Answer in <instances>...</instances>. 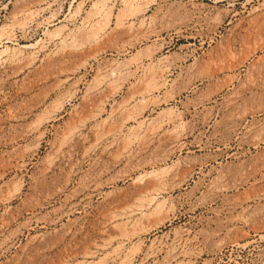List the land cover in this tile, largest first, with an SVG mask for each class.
I'll return each instance as SVG.
<instances>
[{
	"label": "rangeland",
	"instance_id": "rangeland-1",
	"mask_svg": "<svg viewBox=\"0 0 264 264\" xmlns=\"http://www.w3.org/2000/svg\"><path fill=\"white\" fill-rule=\"evenodd\" d=\"M130 255L264 264V0H0V264Z\"/></svg>",
	"mask_w": 264,
	"mask_h": 264
},
{
	"label": "bare ground",
	"instance_id": "bare-ground-1",
	"mask_svg": "<svg viewBox=\"0 0 264 264\" xmlns=\"http://www.w3.org/2000/svg\"><path fill=\"white\" fill-rule=\"evenodd\" d=\"M97 133V132H96ZM110 134V133H109ZM113 134V133H112ZM114 134H116V133H114ZM107 135H105V134H101L100 133V135L98 136V138H97V140L100 142V140H103V138H105ZM96 137V136H95ZM106 139V138H105ZM140 178H142L143 179V177H140ZM156 183H158V181L156 180ZM155 183V184H156ZM160 190H162V187L161 188H158V186H155V185H152V184H150V183H145L144 185H142V187H141V189H140V191H139V198L137 197V200H139V204H137L140 208H143V210L145 211V214H148V213H150V212H146V209H151L152 207H154V210L155 209H157L159 206H160V204L161 203H155V204H153V205H151V203H152V201L154 200V194L157 192V191H160ZM12 198V195H10L9 197H6L5 199H6V201H9L10 199ZM163 204V203H162ZM161 204V205H162ZM128 209V208H127ZM129 210H130V208H129ZM133 211H135V209H131L130 211H127L126 213H130V214H132L133 213ZM150 211H152V210H150ZM127 214V215H128ZM129 214V215H130ZM121 215H123V214H121ZM112 218V217H111ZM113 218H114V216H113ZM110 219V218H109ZM110 220H113V219H110ZM91 253V252H90ZM129 261H127L126 262V264H132L133 262H134V259H135V257H132L131 255L129 256ZM147 258V257H146ZM179 263V262H178ZM177 264V263H176ZM179 264H181V261H180V263ZM182 264H187V262L186 263H182Z\"/></svg>",
	"mask_w": 264,
	"mask_h": 264
}]
</instances>
